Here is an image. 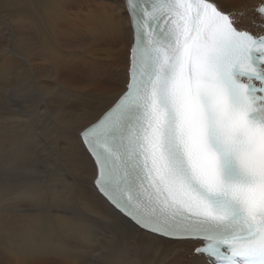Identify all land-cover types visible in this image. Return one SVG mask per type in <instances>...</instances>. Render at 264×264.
<instances>
[{
    "label": "snow or ice",
    "instance_id": "snow-or-ice-1",
    "mask_svg": "<svg viewBox=\"0 0 264 264\" xmlns=\"http://www.w3.org/2000/svg\"><path fill=\"white\" fill-rule=\"evenodd\" d=\"M115 2L127 90L81 133L98 192L129 229L191 242L186 264H264V0L251 28L226 0Z\"/></svg>",
    "mask_w": 264,
    "mask_h": 264
},
{
    "label": "bare ground",
    "instance_id": "bare-ground-1",
    "mask_svg": "<svg viewBox=\"0 0 264 264\" xmlns=\"http://www.w3.org/2000/svg\"><path fill=\"white\" fill-rule=\"evenodd\" d=\"M1 11L0 264H186L192 243L117 218L79 138L124 91L128 15L115 0H0Z\"/></svg>",
    "mask_w": 264,
    "mask_h": 264
},
{
    "label": "rangeland",
    "instance_id": "rangeland-1",
    "mask_svg": "<svg viewBox=\"0 0 264 264\" xmlns=\"http://www.w3.org/2000/svg\"><path fill=\"white\" fill-rule=\"evenodd\" d=\"M8 24H9V22H8L7 17L5 16V12L4 11H1L0 12V26L1 27H4V26H8Z\"/></svg>",
    "mask_w": 264,
    "mask_h": 264
}]
</instances>
